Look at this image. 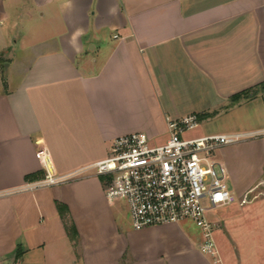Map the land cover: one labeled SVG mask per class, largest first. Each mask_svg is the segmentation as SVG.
<instances>
[{
  "label": "crops",
  "instance_id": "0c3cea01",
  "mask_svg": "<svg viewBox=\"0 0 264 264\" xmlns=\"http://www.w3.org/2000/svg\"><path fill=\"white\" fill-rule=\"evenodd\" d=\"M262 83L264 0H0V264H264ZM202 113L223 123L197 137L261 132L225 148L216 257L191 220L135 230L93 172L19 190Z\"/></svg>",
  "mask_w": 264,
  "mask_h": 264
},
{
  "label": "built area",
  "instance_id": "2783aa9c",
  "mask_svg": "<svg viewBox=\"0 0 264 264\" xmlns=\"http://www.w3.org/2000/svg\"><path fill=\"white\" fill-rule=\"evenodd\" d=\"M198 125L195 114L168 120L170 136L154 144L146 132H133L115 138L110 154L83 168L64 175L46 174L28 181L20 191L63 184L87 172L100 176L108 200L123 202L132 227L193 221L202 231L200 251L216 257L218 248L209 211L235 200L227 184V168L213 158L221 146L234 144L261 132L213 134L182 138L185 130ZM39 150V157L44 155Z\"/></svg>",
  "mask_w": 264,
  "mask_h": 264
},
{
  "label": "rangeland",
  "instance_id": "374dc122",
  "mask_svg": "<svg viewBox=\"0 0 264 264\" xmlns=\"http://www.w3.org/2000/svg\"><path fill=\"white\" fill-rule=\"evenodd\" d=\"M7 62H5L4 64H6ZM222 119H211V120H208V122L206 124H198V126L192 128V129H188V130H185L183 134H181V137L182 138H193V137H197V136H200V135H203L205 134L206 132L208 131H218V129L222 126ZM169 135V132L168 133H164V134H160V136H157L155 139L152 140V143L154 144H159L162 142V140H164V138H166L167 136ZM235 144V143H234ZM232 144H227V145H223L221 147H219L213 154V158L215 160H218L220 162H225L224 160L226 159L225 157V148H227L228 146H230ZM227 184H228V187L229 189L232 191L233 188H234V182H233V179L228 177L227 179ZM236 202H234L230 207L229 209L227 210H233V211H236L237 210V205L235 204ZM219 211V213L225 211V209H213L211 211L208 212L207 214V218L209 220H211V218L214 217V215H216V213ZM199 228V227H198ZM200 229V228H199Z\"/></svg>",
  "mask_w": 264,
  "mask_h": 264
},
{
  "label": "trees",
  "instance_id": "16d2710c",
  "mask_svg": "<svg viewBox=\"0 0 264 264\" xmlns=\"http://www.w3.org/2000/svg\"><path fill=\"white\" fill-rule=\"evenodd\" d=\"M260 87H261L262 89H264V83L260 84ZM250 92H251V89H249V90H244L243 92H241V95H244V96L248 97L249 94H250ZM239 95H240V94H235V95L232 97V100H233V101L237 100V99L239 98ZM210 115H211V114L202 113V114H197V117H198V120H202V119H204V118H206V117H208V116H210ZM39 175H41V174H40V173L32 174V175L29 176V178H32V179H33V178H37V177H39ZM59 209L61 210L62 213H64V210H65L64 205L59 204ZM69 230L71 231V233H75V229H74L73 226H69Z\"/></svg>",
  "mask_w": 264,
  "mask_h": 264
}]
</instances>
